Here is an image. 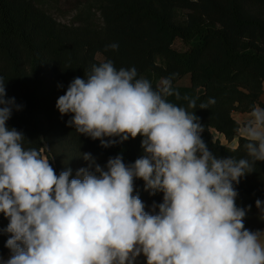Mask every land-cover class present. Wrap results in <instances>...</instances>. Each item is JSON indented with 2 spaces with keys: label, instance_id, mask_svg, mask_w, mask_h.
<instances>
[{
  "label": "clouds",
  "instance_id": "1",
  "mask_svg": "<svg viewBox=\"0 0 264 264\" xmlns=\"http://www.w3.org/2000/svg\"><path fill=\"white\" fill-rule=\"evenodd\" d=\"M173 95L171 77L154 89L135 67L117 69L111 60L75 77L56 102L62 116L72 114L68 125L104 148L140 136L143 155L131 164L110 157L102 168L83 153L88 167L71 178L70 168L57 175L7 126L19 106L0 78V213L9 220L0 233L9 234L10 251L0 264H135L141 255L146 264H264V231L245 228L234 187L264 162V107L254 105L240 129L251 159L221 158L188 111L196 100L183 97L185 108L166 99ZM135 179L151 195L163 193L154 214L133 194ZM256 206L264 210V202Z\"/></svg>",
  "mask_w": 264,
  "mask_h": 264
},
{
  "label": "trees",
  "instance_id": "2",
  "mask_svg": "<svg viewBox=\"0 0 264 264\" xmlns=\"http://www.w3.org/2000/svg\"><path fill=\"white\" fill-rule=\"evenodd\" d=\"M177 39L188 48H174ZM113 43L118 48L108 49ZM105 60L117 69L135 67L154 89L171 77L179 98L166 99L185 108L183 97L196 100L188 111L198 117L208 148L221 158H249L240 133L245 122L233 113L263 106L264 0H91L70 24L56 19L46 0H0V78L6 98L14 97L19 106L7 126L22 132L23 146L38 150L57 174L70 168L74 178L88 167L83 153L102 168L110 157L122 155L131 164L143 155L142 137L104 148L76 132L67 123L72 114L62 116L56 107L75 77L85 78L93 64ZM209 99L215 103L200 109ZM234 187L237 206L246 210L245 228L260 230L264 210L256 201L264 202V162H256ZM133 194L149 213L163 202V193L151 195L142 179L134 180ZM8 223L0 213V229ZM8 238L0 233L2 257L10 256Z\"/></svg>",
  "mask_w": 264,
  "mask_h": 264
},
{
  "label": "rangeland",
  "instance_id": "3",
  "mask_svg": "<svg viewBox=\"0 0 264 264\" xmlns=\"http://www.w3.org/2000/svg\"><path fill=\"white\" fill-rule=\"evenodd\" d=\"M90 1L91 0H46V8L56 19L62 23L70 24L74 21L76 15ZM173 46L177 50H186L188 48L186 43L181 39H177ZM187 81L188 79L184 80V82ZM214 133L218 136L216 131Z\"/></svg>",
  "mask_w": 264,
  "mask_h": 264
},
{
  "label": "crops",
  "instance_id": "4",
  "mask_svg": "<svg viewBox=\"0 0 264 264\" xmlns=\"http://www.w3.org/2000/svg\"><path fill=\"white\" fill-rule=\"evenodd\" d=\"M261 103L263 104V106L261 107H264V93L263 95L261 96ZM248 114L249 112H234L233 113V116L240 122V123H244L246 122V120L248 119ZM241 133V132H240ZM219 137L223 140L224 143H226L227 141H225L224 137L223 136H220ZM231 146H237V140H235L234 142L231 143ZM58 175V174H57ZM258 231H264V227L261 228L260 230ZM5 260L9 258V255H6L5 257H3ZM135 264H146V258L141 255L139 256L137 259H136V262Z\"/></svg>",
  "mask_w": 264,
  "mask_h": 264
}]
</instances>
